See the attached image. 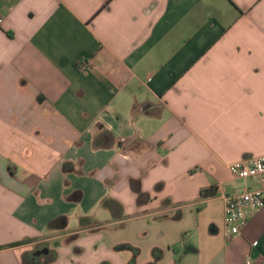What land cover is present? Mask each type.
Returning <instances> with one entry per match:
<instances>
[{
	"label": "crops",
	"instance_id": "crops-1",
	"mask_svg": "<svg viewBox=\"0 0 264 264\" xmlns=\"http://www.w3.org/2000/svg\"><path fill=\"white\" fill-rule=\"evenodd\" d=\"M252 155L264 0H0V264H264Z\"/></svg>",
	"mask_w": 264,
	"mask_h": 264
},
{
	"label": "built area",
	"instance_id": "built-area-1",
	"mask_svg": "<svg viewBox=\"0 0 264 264\" xmlns=\"http://www.w3.org/2000/svg\"><path fill=\"white\" fill-rule=\"evenodd\" d=\"M122 141L125 138L121 139ZM231 173L238 178H258L261 186L256 189H244L224 196V221L228 238L242 232L247 224L251 210L264 207V155L244 157L229 165ZM251 264L252 261L248 260Z\"/></svg>",
	"mask_w": 264,
	"mask_h": 264
},
{
	"label": "trees",
	"instance_id": "trees-1",
	"mask_svg": "<svg viewBox=\"0 0 264 264\" xmlns=\"http://www.w3.org/2000/svg\"><path fill=\"white\" fill-rule=\"evenodd\" d=\"M209 191L211 192V194H214V193H215V188H214V187H211V188L209 189Z\"/></svg>",
	"mask_w": 264,
	"mask_h": 264
},
{
	"label": "water",
	"instance_id": "water-1",
	"mask_svg": "<svg viewBox=\"0 0 264 264\" xmlns=\"http://www.w3.org/2000/svg\"><path fill=\"white\" fill-rule=\"evenodd\" d=\"M44 251H45V252H47V251H48V249H45Z\"/></svg>",
	"mask_w": 264,
	"mask_h": 264
}]
</instances>
